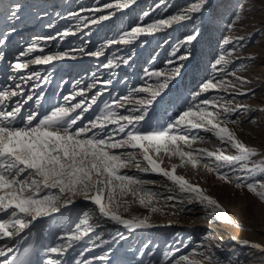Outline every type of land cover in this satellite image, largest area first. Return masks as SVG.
Masks as SVG:
<instances>
[{
  "label": "rangeland",
  "instance_id": "374dc122",
  "mask_svg": "<svg viewBox=\"0 0 264 264\" xmlns=\"http://www.w3.org/2000/svg\"><path fill=\"white\" fill-rule=\"evenodd\" d=\"M112 2L114 0H0V38L7 37L3 44L6 52L9 46L23 51L30 44L38 42L47 54L57 51L70 53L68 58L47 65L29 64L24 69L27 72L25 77L33 72H40L41 79L25 82L21 79L23 75L10 72V64L15 62V53L10 51L9 57L6 54L1 56L5 48L0 45V67L5 64V69L0 68V90L10 89L18 80L27 94L42 90L46 99L42 100L41 105L37 106L31 101L25 108L27 111L38 107L42 114L51 105L63 104L64 96L80 89H85L84 97L76 96L72 103L81 99L89 101L97 92H102L92 109L85 113L84 122H87L94 118L104 102L111 103L114 99L128 96L133 88H156L163 82V75L149 77L147 73L171 75L179 68L180 72L172 76L168 87L157 97L158 103L154 102L150 109L151 126H166L201 99L223 97V100L233 101V106H247V111L229 116V119L236 120L237 123L228 126L242 142L256 149L257 155L252 158L254 161L264 160V0H208L203 11L192 14L191 19L174 23L152 35H141L130 44H109V41L133 26L146 25L178 14L186 10L193 0H164L163 4L160 0H135L134 4L124 10L89 11ZM13 12H16L15 18L12 16ZM109 12L113 13L110 19L95 24L90 22ZM72 13L85 19L70 16ZM145 13L148 15H144ZM65 32L70 34L63 35ZM197 33L196 40L186 42L189 34ZM47 37L54 39H41ZM81 48L85 52L102 48L105 54L96 58L73 51ZM221 54L229 62L220 67L225 68L227 73L235 72L237 76L246 79L247 83L240 84L235 81V77L229 75L227 78L236 82L235 89L209 91L193 101L192 94L199 92L204 82L223 78L213 67ZM115 57L130 58V62L127 65L121 62L119 67L114 68L102 66L108 58ZM45 76L48 77L47 80L43 79ZM106 80L112 82L105 87L101 82ZM89 84H95L96 87L89 89ZM241 92L248 94L240 95ZM146 95L134 93L133 97ZM25 98L21 96L17 100ZM15 102L16 100L12 101L13 104ZM120 111L123 112L122 109ZM194 134L203 136L204 141L198 140L193 144V149L215 150L221 146L210 132L194 130ZM224 147L227 154H236V150L230 146ZM155 158L162 160V167L165 168H171L173 164L180 165L177 157H168L163 153ZM205 163L209 167H205ZM142 167H146V164L142 163ZM124 171L153 181L154 183L145 185V188L162 196L173 193L179 195L176 186L166 177L151 172L140 173L134 167ZM175 172L216 199L225 209L231 223L211 217L209 207L198 201L178 199L166 202L160 199L153 202L160 211L152 212L129 196L125 197V202L120 207L122 218L149 217L148 222L155 225L152 228L130 230L101 216L97 206L75 198V204L61 207L60 211L41 219L32 227L31 232L25 230L24 235L29 242L35 239L47 243L53 237H59L68 229L74 228L83 218V213L87 212L88 225L92 230L89 235L93 243H88L85 238L75 251L69 250L68 256L62 259H69L86 247L89 251L84 253V257H77L78 259L108 254L111 264H167V260L173 257L179 260L181 256L189 255L191 258L193 249L197 253L208 249L213 255V264H264V201L246 187L237 188L234 177L231 182L218 179L215 162L203 160L195 168L185 164L177 167ZM254 180L264 182V174L256 175ZM169 189H173V193ZM63 202L61 199L62 205ZM173 203L175 206H167ZM121 235L124 239L120 238ZM97 236L100 240L96 239ZM146 244L148 249H144ZM177 248L179 251H175ZM149 251L152 255L147 254ZM166 253L172 255L166 256ZM194 258L207 264L198 254ZM93 264H103V261L96 260Z\"/></svg>",
  "mask_w": 264,
  "mask_h": 264
},
{
  "label": "snow or ice",
  "instance_id": "6c2138e0",
  "mask_svg": "<svg viewBox=\"0 0 264 264\" xmlns=\"http://www.w3.org/2000/svg\"><path fill=\"white\" fill-rule=\"evenodd\" d=\"M160 2L163 4L164 0ZM134 3L135 0H114L89 11L95 13L104 9L124 10ZM207 5L208 0H193L186 10L146 25L133 26L122 31L118 37H113L109 44H130L141 35H152L174 23L191 19L192 14L201 13ZM112 15L113 13L109 12L108 15H100L90 22L99 23L110 19ZM12 16L15 18L16 12H13ZM70 16L85 19L76 13ZM238 16L239 14L237 18ZM197 38L198 33L189 34L186 42L191 43ZM6 39V36L0 38V45L5 44ZM37 51L42 54L27 62L11 63L10 67L19 73L27 69L29 64L47 65L70 56L69 52L60 51L44 54L45 50L38 42L30 44L19 55L23 57ZM73 51L96 58L105 54L102 48L87 52L82 48ZM121 62L127 65L130 58H108L102 66L119 67ZM228 62L224 54L215 60L213 67L223 78L204 82L199 92L192 94L193 101L202 93L235 89L236 82L228 79L229 75L235 77V81L240 84L247 83L246 79L237 76L235 72L227 73L225 68L220 67L227 65ZM179 72L180 69L176 68L171 75L160 72L147 73L149 77L163 75V82L156 88L148 86L133 88L128 96L114 99L111 103L104 102L103 107L94 114V118L87 122H84L85 113L92 109L102 92H97L89 101L81 99L77 103H72L76 96L84 97L85 89H80L64 96L63 104L51 105L50 109L42 114L38 107L25 111L30 101L39 106L42 100L46 99L42 90L39 93L27 94L19 83L11 91L8 88L0 90V264H93L96 260L103 261V264H111L108 254L93 256L91 259H78L77 257H84V253L89 251L86 247L75 256L62 259L68 256L69 250L75 251L77 245L85 238L88 239V243H93L89 235L92 230L88 225L87 212L83 213V218L74 228L68 229L59 237H53L47 243L35 239L29 242L24 235L25 230L31 232L32 227L41 219L60 211L61 207L75 204V198H81L97 206L101 216L130 230L152 228L155 225L148 222L149 217L122 218L120 207L122 202H125V197L129 196L134 202L138 201L140 205L150 208L152 212L160 211L153 203L160 199L166 202H175L178 199L198 201L209 207L211 217L231 223L225 209L216 199L206 195L198 185H193L183 176L176 174V168L185 164L195 168L203 160L215 162L218 179L231 182L234 177L237 188L246 187L249 192L255 193L264 201V182L254 180L256 175L264 174V160L254 161L252 158L257 155L256 149L242 142L228 126L237 123L236 120L229 119V116L247 111V106L239 104L233 106V101L223 100V97L205 98L191 104L166 126H151L150 109L154 102L158 103L157 97L168 87V81ZM21 79L25 82L32 79L40 80L41 73L33 72L27 77L22 76ZM43 79L47 80L48 77L45 76ZM111 82L106 80L101 83L106 87ZM87 87L91 89L96 85L89 84ZM134 93L147 95L134 98ZM20 96L26 98L16 100L14 104L10 103L13 98ZM194 130L212 133L221 146L215 150L193 149V144L198 140L204 141V137L194 134ZM224 146L235 149L236 154H227ZM161 153L168 157H177L180 165L162 167V160L155 158ZM142 163L146 164V167H142ZM204 166L209 167L208 163ZM131 167L140 173L151 172L166 177L176 186L179 195L173 193V189H169L173 194L167 196L146 189L145 185L154 182L124 171ZM61 199L64 200L63 205L60 203ZM167 206L173 207L175 204ZM124 211H127V208H124ZM120 238L124 239L122 235ZM96 239L100 240V237L97 236ZM245 244L248 242L245 241ZM148 247L147 244L144 245V249ZM175 251H179V248ZM147 254L152 255V252L149 251ZM197 254L207 261V264H213V255L208 249L200 253L193 249L191 258L189 255L181 256L179 260L173 257L167 260V264H202L201 260L194 258ZM165 255L170 256L172 253Z\"/></svg>",
  "mask_w": 264,
  "mask_h": 264
},
{
  "label": "bare ground",
  "instance_id": "6f19581e",
  "mask_svg": "<svg viewBox=\"0 0 264 264\" xmlns=\"http://www.w3.org/2000/svg\"><path fill=\"white\" fill-rule=\"evenodd\" d=\"M2 47L3 48H5L4 49V51L2 52V54H1V56H3L4 54H6V57H9V54H10V51L12 52V53H15V62H25V61H29V60H31V59H33L36 55H40V54H42V53H40L39 51H37V52H34V53H32V54H30V56L29 57H27V56H20L19 55V53L21 52V51H19V48L18 47H10L9 46V48H8V52H6V46L5 45H2ZM44 49V48H43ZM45 50V49H44ZM44 54H47L46 52H44ZM0 56V57H1ZM4 63H5V61H4ZM0 68H4L5 69V64H2V66L0 67ZM25 70H22L21 72H17L16 70H14V69H12V68H10V72L11 73H18V75H23L24 77H25V75H27V72H24ZM29 76V75H28ZM15 81V80H14ZM19 81V80H18ZM14 82L12 85H11V88L9 89L10 91L11 90H13L14 88H15V85L17 84V83H20V82ZM10 82V81H9ZM25 83V82H24ZM4 84V83H3ZM31 86V85H30ZM25 87H27V85L25 86ZM32 87V86H31ZM24 88V87H23ZM21 97V96H20ZM20 97H15V98H13L11 101H10V103H12V101H15V100H17V99H19ZM31 102V101H30ZM29 102V103H30Z\"/></svg>",
  "mask_w": 264,
  "mask_h": 264
}]
</instances>
